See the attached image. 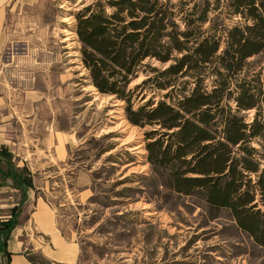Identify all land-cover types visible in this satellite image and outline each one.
I'll return each mask as SVG.
<instances>
[{"label":"trees","instance_id":"obj_1","mask_svg":"<svg viewBox=\"0 0 264 264\" xmlns=\"http://www.w3.org/2000/svg\"><path fill=\"white\" fill-rule=\"evenodd\" d=\"M76 18L93 86L151 126L147 160L164 184L230 209L264 246V0H93ZM147 86L167 91L135 106ZM15 223L1 220L0 235Z\"/></svg>","mask_w":264,"mask_h":264},{"label":"rangeland","instance_id":"obj_2","mask_svg":"<svg viewBox=\"0 0 264 264\" xmlns=\"http://www.w3.org/2000/svg\"><path fill=\"white\" fill-rule=\"evenodd\" d=\"M92 1L12 0V59L0 83L8 85L12 98L33 96L32 105L20 101L21 120L28 113L29 121L15 120L10 131L25 125L41 132L55 118L57 126L78 138L70 146V158L75 166L91 169L93 193L86 202L60 211L64 223L77 230L81 264H264V246L237 224L230 209L210 208L203 195L180 193L164 184L165 175L147 160L145 131L151 126L135 124L131 136L125 100L99 92L109 96L100 102L90 87L76 14ZM151 61L160 67L168 64ZM146 76L141 70L129 86ZM166 91L147 86L145 98L141 94L134 105L151 96L158 100ZM244 113L251 119L254 109ZM54 190L52 200L58 202L60 190Z\"/></svg>","mask_w":264,"mask_h":264},{"label":"crops","instance_id":"obj_3","mask_svg":"<svg viewBox=\"0 0 264 264\" xmlns=\"http://www.w3.org/2000/svg\"><path fill=\"white\" fill-rule=\"evenodd\" d=\"M11 2L0 0V83L12 59ZM5 85L4 94L0 93V221L13 217L16 223L6 238L0 235V264L8 260L10 264H81L83 249L77 230L64 223L60 211L86 202L93 193L91 169L75 166L70 158V146L78 138L72 130L57 126L52 117L41 132L25 125L10 131L15 120L29 121L28 113L21 120L20 101L33 96L21 99L14 94L12 98ZM19 174L27 178V184L17 182L14 175ZM56 187L59 201L53 202Z\"/></svg>","mask_w":264,"mask_h":264},{"label":"bare ground","instance_id":"obj_4","mask_svg":"<svg viewBox=\"0 0 264 264\" xmlns=\"http://www.w3.org/2000/svg\"><path fill=\"white\" fill-rule=\"evenodd\" d=\"M90 87H92L94 89V91L98 94L97 96H100L99 97L100 102L107 101V99H108L109 96H102V95H100L101 92L98 91V89L95 88L93 85H90ZM129 127H130L131 136H132L134 134V132L136 131V127L134 125L130 124V123H129Z\"/></svg>","mask_w":264,"mask_h":264},{"label":"water","instance_id":"obj_5","mask_svg":"<svg viewBox=\"0 0 264 264\" xmlns=\"http://www.w3.org/2000/svg\"><path fill=\"white\" fill-rule=\"evenodd\" d=\"M98 91H100V90L98 89ZM100 92H101V91H100ZM101 93H103V92H101ZM113 99H115V100H116V99H118V98H117V97H114Z\"/></svg>","mask_w":264,"mask_h":264}]
</instances>
